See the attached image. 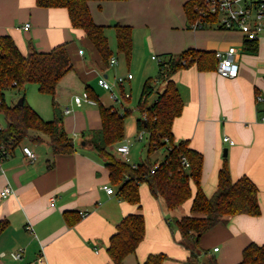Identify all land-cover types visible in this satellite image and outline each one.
<instances>
[{
	"label": "crops",
	"instance_id": "obj_1",
	"mask_svg": "<svg viewBox=\"0 0 264 264\" xmlns=\"http://www.w3.org/2000/svg\"><path fill=\"white\" fill-rule=\"evenodd\" d=\"M189 1H91L92 17L96 24L106 28L110 48L116 54V64L106 65L84 31L72 26L67 9L41 8L36 0H0V36L12 37L22 54L27 55L32 46L39 52H50L66 45L72 70L59 83L55 102L64 128L76 144L75 153L54 156L46 139L39 144L27 140L1 164L0 222L8 221L9 227L0 235V264H114L107 251L110 239L130 214L144 216L146 234L137 251L127 256L123 264H142L149 255L159 253L169 257L164 264H186L190 258V251L180 243V233L172 230L167 221L163 203L152 196L148 186H140V207L122 200L118 187L110 183L105 162L87 144L102 128L100 112L95 104L76 105L75 97L83 95L90 86L102 104L112 107L90 81L103 76L113 85L115 94L114 88L121 86L117 78L132 74L118 57L124 60L117 52V25L133 30L134 60L144 57L145 66L156 63L155 76L146 77L145 69L142 72L139 99L145 82L158 77L159 62L170 55L188 49H238L239 75L235 79L224 78L217 71L200 72L195 66L172 76L184 101L183 114L176 119L173 133L176 142L187 140L192 149L204 156L201 185L208 197L217 190L218 174L225 159L234 182L248 176L259 188L262 215H240L218 225L202 238V248L212 253L219 264H239L247 246L264 245V122L260 120L264 102L257 101L258 95L264 97V39L246 45L238 32L215 26L192 29L185 11ZM113 21L116 25H111ZM28 24L30 27L26 28ZM111 39H115V47ZM134 79L133 75L122 85L131 84ZM27 87L24 95L16 96L17 100L27 97ZM30 88L32 96L26 98L27 102L44 120H54L53 103L49 106L44 95L34 96L36 87ZM164 88L165 83L158 84L160 91ZM68 107L71 112L66 114ZM224 137H230L235 145L225 143ZM122 144L131 149L127 135ZM24 147L36 153L35 162L25 155ZM116 147L113 152L117 154ZM131 152L132 149L129 160L133 165L142 163L148 155L147 152L133 162ZM105 185L113 187L115 193L109 195L103 189ZM8 186L13 193L4 198L1 193ZM191 205L192 200L184 205L186 215ZM67 211L78 213L80 221L69 225L64 218ZM82 212L86 213L84 217ZM20 250L21 258L14 259L11 253Z\"/></svg>",
	"mask_w": 264,
	"mask_h": 264
},
{
	"label": "trees",
	"instance_id": "obj_2",
	"mask_svg": "<svg viewBox=\"0 0 264 264\" xmlns=\"http://www.w3.org/2000/svg\"><path fill=\"white\" fill-rule=\"evenodd\" d=\"M91 1L120 0H36V3L41 8L67 9L72 26L84 31L104 64L109 65L114 52L110 48L106 28L96 24L92 17L89 7ZM204 1L190 0L185 5L190 22L196 15V6L202 5ZM115 30L117 52L124 56L129 66L133 56V30L121 25H117ZM218 64L217 52L196 49L170 55L167 60L159 62L158 77L149 78L145 82L138 101L140 118L137 120V133L148 135L149 146L146 159L136 166L113 152V148L122 144L126 138L125 121L130 110L120 113L114 107L105 106L90 86L86 89L90 98L96 102L102 121L101 130L87 144L105 162L110 173V183L118 187L119 197L140 207V186L145 184L169 214L182 211L184 205L192 200L188 215L171 218L180 233V243L191 253L186 264H201V256L206 257V263L203 264H219L212 253L202 248V238L218 225L229 223L233 217L262 215L258 186L248 176L234 182L226 159L218 174L217 190L213 196L208 197L201 185L204 156L192 149L189 141L176 142L174 137L173 126L183 114L184 101L172 76L181 69L193 66L200 72L216 71ZM71 70L72 62L66 45L58 46L50 52H39L32 46L29 53L24 55L12 37L0 36V114L6 120V127L0 130V145L7 155L10 156L27 140L39 144L45 139L54 156L75 153V141L67 134L55 102L59 83ZM159 83H165L163 91L158 89ZM31 84L37 85L40 93L53 98L56 114L54 120H44L25 97L22 105L12 106L6 102L7 91L16 89L24 95L26 87ZM123 97L125 100L130 99L125 95ZM161 148H166L167 153L164 161L158 164L152 157ZM184 159L189 162V168L184 166ZM64 218L71 226L81 219L74 211L65 212ZM8 227V221H1L0 235ZM145 234L146 221L143 215L126 216L118 225L107 249L113 263L123 264L127 256L137 251ZM168 260L165 254H151L142 264H164ZM239 264H264V245L252 243L247 246Z\"/></svg>",
	"mask_w": 264,
	"mask_h": 264
},
{
	"label": "built area",
	"instance_id": "obj_3",
	"mask_svg": "<svg viewBox=\"0 0 264 264\" xmlns=\"http://www.w3.org/2000/svg\"><path fill=\"white\" fill-rule=\"evenodd\" d=\"M196 15L190 27L194 30H202L207 27L215 26L219 29L226 31L240 32L243 35L244 42L246 45L258 43L264 39V0H205L202 5L196 6ZM30 24L26 25L29 28ZM83 54V51H80ZM219 64L217 72L224 78L235 79L239 75V51L236 47L232 46L225 52H217ZM156 59V57H154ZM116 60L112 58L110 65H115ZM133 75L128 74L126 77L120 76L117 78V84L124 83L125 79H132ZM100 87L107 91L113 90L111 85L106 78L101 76L98 79ZM114 98L118 100V97L114 95ZM258 102H264V97L261 95L257 96ZM76 105L81 106L83 103L96 104L93 101L88 92H84L81 96H76L74 99ZM71 109L68 107L65 110L66 114H69ZM264 122V112L262 113L261 119ZM2 128L0 127V130ZM144 133L139 134V140H142ZM223 141L229 145H235V141L230 137H224ZM23 151L25 155L32 161L35 162L38 156L29 147H24ZM130 146L128 144H119L116 147V152L125 161L130 162ZM9 155L2 145H0V169L1 164ZM183 164L186 168H189V162L184 159ZM136 166V165H134ZM154 172V170L152 171ZM103 189L109 194H114L113 187L105 185ZM13 193V189L8 186L2 191V197L7 198ZM86 213L82 212L81 216H85ZM218 251V248L215 249ZM23 250L11 253L14 259H20Z\"/></svg>",
	"mask_w": 264,
	"mask_h": 264
},
{
	"label": "rangeland",
	"instance_id": "obj_4",
	"mask_svg": "<svg viewBox=\"0 0 264 264\" xmlns=\"http://www.w3.org/2000/svg\"><path fill=\"white\" fill-rule=\"evenodd\" d=\"M240 33V32H238ZM241 34V33H240ZM242 35V34H241ZM243 36V35H242ZM113 44L112 46L115 47L116 45V41L115 39H111ZM118 56V55H117ZM120 59V63L121 65H124L125 67H130V71L131 73L135 76V79L131 82V84H124L122 87L120 85H117L114 88V93H112V91H107V90H103L102 88H100L98 86V77L91 80L90 84L92 85V87L95 88L96 91H98L101 95L102 98L104 99V101L106 102V104H108L109 106H112L114 108H116L120 113H124L126 109L130 110V114L128 115V117L126 118L125 121V126H126V135L129 137V142L131 144V159L133 160V162L135 161H139L140 158L146 156V153L148 152V146H149V137L148 135L144 134L143 139L139 140V135H137V131L135 129V125L137 123V120L140 118V113L138 111V99L140 96L139 92L141 89V85L143 83V79L141 80V76H142V72L144 71V74L146 77L149 76H155V74L157 73V67L156 63L154 62V64H150L145 66L144 62H145V58L143 57L140 61H136L134 60V57L132 56L130 65L128 66L126 63V60H122V58L120 56H118ZM114 58H116V54H114ZM138 58V57H137ZM112 69V67H111ZM33 86H28L27 87V100L28 98H30V96H32V88L30 87H36V92L35 95L36 97H42L41 95H44L42 93L39 92V88L37 85L35 84H31ZM19 94V91L16 89H11L8 93V103L10 104H18L17 102H19L16 99V96ZM114 95H116L118 97V100H116L114 98ZM123 95H125L126 97L131 98L130 99H124ZM46 97V99L49 101V106L51 105V103H53V98L49 95H44ZM52 101V102H51ZM112 104V105H111ZM95 108L98 109V106L95 104ZM0 127L1 128H5L6 127V120L5 117L0 114ZM166 153H167V149L166 148H161L158 152H155L152 159L155 162H163L165 157H166ZM168 213V212H167ZM186 215L185 212H183V210L181 211H176L174 213H168L167 215V221L171 224L172 226V230H176L175 226H174V221L171 219L172 217L176 216V217H182ZM204 257V258H203ZM201 260V264L206 263V257L205 256H201L200 257Z\"/></svg>",
	"mask_w": 264,
	"mask_h": 264
},
{
	"label": "water",
	"instance_id": "obj_5",
	"mask_svg": "<svg viewBox=\"0 0 264 264\" xmlns=\"http://www.w3.org/2000/svg\"><path fill=\"white\" fill-rule=\"evenodd\" d=\"M111 25H116V22L113 21V22L111 23ZM22 104H23V99H20L19 102H18V105H22ZM226 152H227V151H225V155H226Z\"/></svg>",
	"mask_w": 264,
	"mask_h": 264
}]
</instances>
